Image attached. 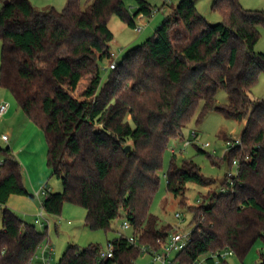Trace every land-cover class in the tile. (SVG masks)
Masks as SVG:
<instances>
[{"label": "trees", "instance_id": "16d2710c", "mask_svg": "<svg viewBox=\"0 0 264 264\" xmlns=\"http://www.w3.org/2000/svg\"><path fill=\"white\" fill-rule=\"evenodd\" d=\"M136 2L133 14L125 0L87 5L67 0L62 9L6 0L0 10V85L43 131L47 165L63 184L62 191L50 190L40 199L41 211L60 215L66 202L79 204L86 209L85 223L105 231L124 217L139 244L163 249L177 230L171 224L162 227L151 211L164 156L172 140L184 139L202 103L200 118L219 111L227 118L247 119L242 146L223 158L229 165L237 158L240 171L224 177V192L189 206L192 240L174 259L179 264L202 259L230 264L229 257L215 254L231 249L243 258L264 237V100L252 94L264 75V52L255 50L264 11L246 9L240 0H214L223 20L210 23L193 0H181L115 69L104 68L114 39L111 17L136 28L139 15H153L156 7L148 0ZM220 88L228 93L226 104L218 103ZM1 153L0 264H31L48 232L8 205L13 195H36L27 189L12 147H0ZM178 156L172 151L165 176L168 190L185 204L188 183L207 186L217 180L193 158L180 162ZM111 243L113 255L107 258L100 257L99 244H70L58 264H134L132 259L142 254L124 234ZM260 259L264 264V251Z\"/></svg>", "mask_w": 264, "mask_h": 264}, {"label": "rangeland", "instance_id": "374dc122", "mask_svg": "<svg viewBox=\"0 0 264 264\" xmlns=\"http://www.w3.org/2000/svg\"><path fill=\"white\" fill-rule=\"evenodd\" d=\"M66 1L67 0H65V2L63 1L64 3H61L60 1L56 0L54 3L60 4L59 6L55 5L58 8L62 5L65 6ZM82 1L83 5H87L88 2L92 0ZM125 1L130 12L133 14L137 7L136 0ZM148 1L156 8L151 17L139 15L136 18L137 26H142L141 32H138L136 28L129 26L117 15H113L109 21V27L114 33V39L110 43L111 50L118 54L120 59H122L126 55L127 51L131 47L137 46L151 37L158 26L170 13L172 7L178 5L181 0ZM193 1L195 2L200 13L203 14L210 23H218L223 20V16L221 15V13L213 8L214 0ZM240 1L243 7L246 9H256L264 11V0ZM255 50L264 52V27H261V36L255 46ZM109 64L110 60H106L103 63V67L106 68ZM3 91H6V93H8V98L12 102L13 106L20 108L12 93L6 88L0 86V95L1 93H3ZM252 94L255 98L264 100V75L261 76L257 85L252 89ZM217 98L219 104H226L229 101L228 93L225 89L222 88L219 89ZM3 100L10 102L8 99ZM202 108L203 106L201 103L199 104L196 113L192 117L191 121L185 127L184 139L172 140L170 146L166 150L163 167L160 171V185L151 206V211L159 217L161 226L162 223L163 225L171 224L173 227L177 228V230L183 233L191 232L194 227V215L190 211L189 206H196L200 205L201 203L207 202L205 201L206 196L210 194L212 195L214 193L220 194L226 190V187L221 183V181L227 175V171L230 168L228 161L223 160L224 156L229 152V150H227V140L232 137L241 136V133L244 130V125L247 122V119L244 122H241L235 119L227 118L219 111H211L204 118H200ZM20 110L22 115L27 117L29 123H31V120L28 118L26 113L21 108ZM6 127L7 124L0 120V147H12L14 153L17 156V152L12 145L15 141L12 132L8 131V133H6L11 136V141H4L2 138L3 132H7ZM16 127H18L17 130H19L24 128L25 125H23V122H21V125L19 126V123H17ZM29 130L30 126H28L27 131H25L26 134H24V137L28 138ZM40 131L43 133L42 130ZM194 132L197 133L196 137L193 136ZM226 135L229 137L228 139H226ZM206 142H209L211 146H204ZM129 143H131V141ZM199 149H202L205 152L199 151ZM172 151H175L177 154H179L178 157L180 162L183 158H193L195 162L201 167L202 172L206 176L216 179L217 182L207 186L195 182L188 183L185 204H182L181 198L172 194L167 187V179L165 173L170 164ZM209 154L213 155V158L210 157ZM2 158L3 155L1 153L0 160ZM17 158L20 160L18 156ZM214 160L216 161V163L214 162ZM21 163L23 162L21 161ZM31 165L32 168H34L32 169L34 187L31 183V178L29 177L28 173H26L25 175V185L30 193L36 195L37 191L44 186L49 187L53 192L63 190L62 180L56 176H52L51 169L47 165V160H45V173L43 175L45 177V182L41 185L40 178L35 174L36 164L31 162L30 167ZM32 199L36 200V204L28 208L20 203H8V205L17 213L19 217L29 223L35 224L36 228L40 232H48V236L45 242L41 245L31 264H40L42 259V248L45 247L47 242H50L53 247L51 264H58L63 253L66 251L67 247L70 244H77L83 248L87 247L90 244H99L101 248L106 249L108 247V244L115 238L120 237L122 234H124L125 236H130L132 233L131 229L123 228V224L125 221L124 217H119L115 221H113V229L109 231H105L102 229H91L85 223L86 209L79 204L71 202H66L64 204L62 213L60 215H52L45 212L44 216L50 221V223H47L45 221V218H42L41 220L38 216V214L42 210L40 199L37 196ZM177 213H180L181 216L178 217ZM2 218V210L0 208V230L3 228ZM160 251L162 252L161 249ZM263 251L264 237H260L250 247L246 256L241 258L238 254L234 253L233 255L229 256L228 260L230 264H259L261 261V253ZM176 253V251L173 252L170 256V259H174ZM38 259L40 260V262H38ZM132 262H134V264H163L161 261L154 260V256L147 252H142V254L138 255L135 259H132Z\"/></svg>", "mask_w": 264, "mask_h": 264}, {"label": "built area", "instance_id": "2783aa9c", "mask_svg": "<svg viewBox=\"0 0 264 264\" xmlns=\"http://www.w3.org/2000/svg\"><path fill=\"white\" fill-rule=\"evenodd\" d=\"M167 1H169V0H167ZM136 29L138 30V32H141L142 26H137ZM120 60L121 59L119 58L118 54H116L115 52H113L111 50L110 64H109L108 69H115ZM9 108H10V103L8 101L3 100L0 102V119H2L8 113ZM195 134L196 133L194 132L193 135H195ZM2 137L5 140L9 139L7 134L2 135ZM227 144H228L227 150H231V149L240 147V146H242V138H241V136L229 138L227 140ZM204 146L208 147V146H211V144L209 142H206L204 144ZM239 171H240V162L237 158H235V159H233V162L227 171V176L230 178L236 177L239 174ZM49 191H50V188L42 187L39 191H37L36 196L39 199H42V197H45ZM38 216H39V219L42 220V218H45V221L47 223H50V221L44 216L43 211H41V213H39ZM177 216L180 217L181 214L177 213ZM46 222H43V223H46ZM123 228L124 229H131L130 222L124 221ZM191 240H192L191 232L183 233V232H180L179 230L175 231V232L170 234L167 242L163 246V249H161L162 250V252H161L160 250L153 249V248L146 246L144 244H139L137 242V238L133 235L128 236V241L131 244L138 246L142 252H147V253L152 254L154 256V260L161 261L163 264H179L175 259H170V256L175 251L178 252V251L185 249L189 245ZM52 253H53L52 244H50V242H47L45 247L42 248V259H41L40 264H51ZM233 254H234L233 250L226 249L222 252H217L215 254V256L217 259H220V258H228L229 256H231ZM112 255H113V244L110 242L106 249L101 250L100 257L101 258H107V257H111ZM195 264H205L204 259L198 261Z\"/></svg>", "mask_w": 264, "mask_h": 264}, {"label": "crops", "instance_id": "0c3cea01", "mask_svg": "<svg viewBox=\"0 0 264 264\" xmlns=\"http://www.w3.org/2000/svg\"><path fill=\"white\" fill-rule=\"evenodd\" d=\"M5 1L6 0H0V6L1 5L3 6ZM31 1L33 2L34 5L39 6V7H43L46 5H53V6L60 5L58 3H54L56 0H31ZM58 1H60L61 3L65 2V0H58ZM60 7H64V6L62 5ZM60 7H58V9H62ZM7 94L8 93H6V91H3V93H1L0 95L1 97L0 101H2L3 99H8L10 101ZM9 103H10V108H9L8 113L2 119H0L4 123L7 124V127H6L7 132H3L2 135L8 133V131L12 132V135H14V139H15L12 145L15 151L17 152V156L23 162L22 165H23V172H24L25 180H26L25 175L26 173H28L29 177L31 178V183L34 187V182H33V177H32V169L34 168H32V165L30 167V163L33 162L36 164L35 174L37 175V177L40 178V185H41L42 183L45 182V177L43 175L45 173V160L47 157L46 139L44 137V134L40 131L41 129H39L37 125L33 123L32 121L31 123H29V120L27 119V117L22 115L19 107H16V106L14 107L11 101ZM21 122H23V125H25V127L17 130L18 129V127H16L17 123H19V126H20ZM28 126H30V130L28 133V138H26L24 137V134H26L25 131H27ZM7 135L9 139L8 140L3 139V140L11 141L12 139L11 136L9 134ZM25 197L26 196H22V195H13L11 196L9 200V204H12V202L20 203L24 205L26 208L36 204L35 199H32L31 197H26V198Z\"/></svg>", "mask_w": 264, "mask_h": 264}, {"label": "water", "instance_id": "95a60500", "mask_svg": "<svg viewBox=\"0 0 264 264\" xmlns=\"http://www.w3.org/2000/svg\"><path fill=\"white\" fill-rule=\"evenodd\" d=\"M130 149H131V146L127 145L126 148H125V151L128 152Z\"/></svg>", "mask_w": 264, "mask_h": 264}]
</instances>
